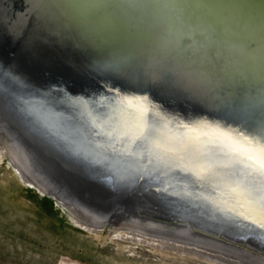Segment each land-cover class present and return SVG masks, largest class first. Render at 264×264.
<instances>
[{
	"label": "snow or ice",
	"instance_id": "obj_1",
	"mask_svg": "<svg viewBox=\"0 0 264 264\" xmlns=\"http://www.w3.org/2000/svg\"><path fill=\"white\" fill-rule=\"evenodd\" d=\"M74 2L81 6L73 26L80 37L113 51L121 50L130 17L146 20L163 13L175 18L182 24L181 36L156 54L148 72L129 55L115 56L103 67L129 74L141 86L207 94L235 119L234 124L185 121L146 95L119 90L100 100L65 96L58 102L75 112L72 132L91 146L92 162L124 163L139 179L163 182L174 176L184 194L264 240V6L255 9L249 0ZM226 50L236 58L225 62Z\"/></svg>",
	"mask_w": 264,
	"mask_h": 264
},
{
	"label": "water",
	"instance_id": "obj_2",
	"mask_svg": "<svg viewBox=\"0 0 264 264\" xmlns=\"http://www.w3.org/2000/svg\"><path fill=\"white\" fill-rule=\"evenodd\" d=\"M249 6L259 9L264 0H249ZM80 7L74 0H0V98L21 111L32 128L57 150L61 157L59 175L71 191L70 198H85L104 213L105 221L111 222L118 215H139L157 220L171 234L182 233L199 244L218 242L264 258L260 236L234 227L210 205L184 194L174 176H167L163 182L160 178L139 179L124 163L106 167L92 162L91 146L72 132L70 118L75 112L58 102L65 96L100 100L111 98L119 90L128 96L146 95L153 105L185 121L206 119L234 124L235 119L229 109L215 105L207 94L141 86L133 76L103 67L115 56L129 55L137 57L142 70L148 72L156 54L180 38L182 24L175 18L163 13L146 20L130 17L121 50L113 51L103 42L80 37L73 27ZM236 56L226 50L225 62ZM62 136L74 142L69 144ZM32 182L37 184L35 179ZM43 190L67 207L61 193L49 187ZM146 198L184 203L195 217L201 215L206 222L181 218L174 211L163 217L152 208L137 206Z\"/></svg>",
	"mask_w": 264,
	"mask_h": 264
},
{
	"label": "rangeland",
	"instance_id": "obj_3",
	"mask_svg": "<svg viewBox=\"0 0 264 264\" xmlns=\"http://www.w3.org/2000/svg\"><path fill=\"white\" fill-rule=\"evenodd\" d=\"M21 180L4 148L0 151V264H234L229 257L216 260L177 246L192 243L187 235H178L181 239L149 231L146 237H122L123 215L90 230L72 221L70 209L55 196ZM150 234L161 240L173 238L176 246Z\"/></svg>",
	"mask_w": 264,
	"mask_h": 264
},
{
	"label": "bare ground",
	"instance_id": "obj_4",
	"mask_svg": "<svg viewBox=\"0 0 264 264\" xmlns=\"http://www.w3.org/2000/svg\"><path fill=\"white\" fill-rule=\"evenodd\" d=\"M19 112L21 111L13 109L0 98V142L1 144L3 143V145L0 146V151H3L5 148V152L9 155L10 162L13 163L15 171L19 175L20 179H22L25 183H31L32 185L34 184L32 181L35 179L37 185L41 188V191L49 187L61 193L65 200V205H67L71 211V219L72 221L74 220L76 224L82 225L90 230H97L98 226L102 227V225L105 224L104 213L100 209L97 210L93 208L83 197L80 198L78 196L75 200L70 198L71 191L64 186L59 175L60 168L58 166L60 164L61 157L57 155V150L53 146L49 145L48 142L45 141L27 122L26 117ZM137 206L141 208H152L159 212L163 217H166L168 213H172L174 211V214L181 218L196 219L195 221L199 223L206 222L201 215H199V218L195 217V212L192 211L186 204L173 202L166 198L156 200L147 198L142 199L139 200ZM121 221L122 226L120 229L122 228L125 231V233L121 234L122 237L124 234L127 236L129 234L131 239H135L136 236L140 238L141 236L148 234L147 232L149 231L150 233L164 232L162 234L176 238H181L178 235H184L182 233H177L178 235L167 234L171 232L168 231L165 224L151 218H143L139 215H135L133 217L126 216ZM154 234H150L152 239L161 240V238L156 237ZM163 239L161 240L162 242L166 241L167 244L169 243L176 246V241H172L173 238L171 239L167 237V239ZM140 240H142V238ZM189 241L192 243H187L186 241V243L179 242L180 244L177 246L184 248L189 247V251L203 256L205 255L216 260L220 258H224L225 260V258L229 257L227 259H230L234 264H264L263 257L251 254L242 249L234 248L230 245L213 241H208V244H199L192 240ZM164 243L161 245H164Z\"/></svg>",
	"mask_w": 264,
	"mask_h": 264
},
{
	"label": "trees",
	"instance_id": "obj_5",
	"mask_svg": "<svg viewBox=\"0 0 264 264\" xmlns=\"http://www.w3.org/2000/svg\"><path fill=\"white\" fill-rule=\"evenodd\" d=\"M46 198L49 199V200H52V199H50L48 196H46Z\"/></svg>",
	"mask_w": 264,
	"mask_h": 264
}]
</instances>
